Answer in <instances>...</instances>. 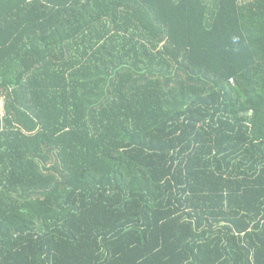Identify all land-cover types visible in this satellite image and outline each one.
<instances>
[{
  "label": "trees",
  "instance_id": "16d2710c",
  "mask_svg": "<svg viewBox=\"0 0 264 264\" xmlns=\"http://www.w3.org/2000/svg\"><path fill=\"white\" fill-rule=\"evenodd\" d=\"M0 98V264H264V0H0Z\"/></svg>",
  "mask_w": 264,
  "mask_h": 264
},
{
  "label": "clouds",
  "instance_id": "9594fccd",
  "mask_svg": "<svg viewBox=\"0 0 264 264\" xmlns=\"http://www.w3.org/2000/svg\"><path fill=\"white\" fill-rule=\"evenodd\" d=\"M230 43L232 45V47L229 49L231 52L239 54L242 51L241 35L233 34L230 38Z\"/></svg>",
  "mask_w": 264,
  "mask_h": 264
},
{
  "label": "built area",
  "instance_id": "2783aa9c",
  "mask_svg": "<svg viewBox=\"0 0 264 264\" xmlns=\"http://www.w3.org/2000/svg\"><path fill=\"white\" fill-rule=\"evenodd\" d=\"M4 115H5L4 100L0 98V118H2Z\"/></svg>",
  "mask_w": 264,
  "mask_h": 264
}]
</instances>
